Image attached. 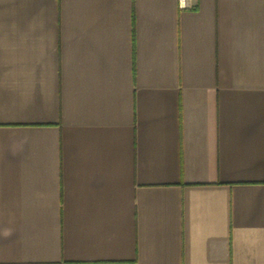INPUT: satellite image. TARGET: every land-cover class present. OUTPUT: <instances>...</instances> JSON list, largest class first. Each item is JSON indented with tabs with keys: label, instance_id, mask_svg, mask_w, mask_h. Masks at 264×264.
<instances>
[{
	"label": "crops",
	"instance_id": "crops-1",
	"mask_svg": "<svg viewBox=\"0 0 264 264\" xmlns=\"http://www.w3.org/2000/svg\"><path fill=\"white\" fill-rule=\"evenodd\" d=\"M0 0V264H264V0Z\"/></svg>",
	"mask_w": 264,
	"mask_h": 264
},
{
	"label": "built area",
	"instance_id": "built-area-1",
	"mask_svg": "<svg viewBox=\"0 0 264 264\" xmlns=\"http://www.w3.org/2000/svg\"><path fill=\"white\" fill-rule=\"evenodd\" d=\"M179 5L181 7H186L188 4H187V0H179Z\"/></svg>",
	"mask_w": 264,
	"mask_h": 264
}]
</instances>
